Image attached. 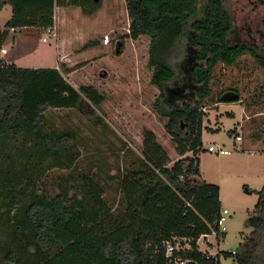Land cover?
<instances>
[{
    "label": "trees",
    "instance_id": "trees-1",
    "mask_svg": "<svg viewBox=\"0 0 264 264\" xmlns=\"http://www.w3.org/2000/svg\"><path fill=\"white\" fill-rule=\"evenodd\" d=\"M124 1L127 36L150 39V81L159 90L152 107L180 157L172 162L144 130L141 157L119 175L116 209L94 174L70 172L49 183L50 170L74 168L79 150L74 133L47 123L45 111L97 107L103 96L92 86L76 89L55 67H22L0 57V225L4 217L12 228L0 264H175L174 258L220 264L196 244L217 231L221 211L219 186L199 169L204 101L217 63L249 53L264 68V44L240 39L223 0ZM6 4L11 17L0 29V45L6 28H51L57 6H78L85 15L98 6L95 0H0V9ZM235 100L238 93L229 89L217 99ZM257 194L245 221L251 230L234 254L223 252L236 264H264V183ZM178 239L190 247L166 256L165 243Z\"/></svg>",
    "mask_w": 264,
    "mask_h": 264
},
{
    "label": "rangeland",
    "instance_id": "rangeland-1",
    "mask_svg": "<svg viewBox=\"0 0 264 264\" xmlns=\"http://www.w3.org/2000/svg\"><path fill=\"white\" fill-rule=\"evenodd\" d=\"M234 18L242 41L264 44V0H223ZM92 15L83 14L78 6L54 8L56 39L47 29L21 28L8 31L3 40L2 56L22 67H54L76 89L92 86L103 96L99 106L50 108L47 123L57 130H71L79 156L71 170L54 168L52 176L73 173L94 174L104 189V198L113 209L121 206L120 174L136 165L143 148V132L151 130L171 160L178 156L176 144L165 131V119L158 117L152 104L158 88L151 83L148 65L150 39L141 35L128 37L130 19L124 0H97ZM11 17V6L0 9V27ZM46 37L47 41L42 38ZM122 42L116 52V44ZM106 72L102 76V72ZM211 95L204 101L205 125L199 169L201 176L219 186L221 210L229 214L224 221L225 236L218 241L211 235L208 245L199 247L220 252L221 264H236L224 251L235 249L251 228L245 226L257 201V191L264 183V68L249 53L238 55L231 64L217 63L210 78ZM238 93L239 100L219 102L226 90ZM232 109L235 115H219L217 110ZM242 139L233 144L231 129L240 120ZM258 141V142H255ZM230 149L221 155L207 150L214 143ZM120 171V173H119ZM45 180V181H46ZM21 214L11 220L15 223ZM11 226L2 217L0 248L10 243ZM206 240V239H205ZM2 253V252H1Z\"/></svg>",
    "mask_w": 264,
    "mask_h": 264
},
{
    "label": "built area",
    "instance_id": "built-area-1",
    "mask_svg": "<svg viewBox=\"0 0 264 264\" xmlns=\"http://www.w3.org/2000/svg\"><path fill=\"white\" fill-rule=\"evenodd\" d=\"M10 29L14 30L15 28L11 27ZM47 30H48V32H51L50 28H48ZM51 34L56 39L55 31L54 32L52 31ZM42 40L43 41H47L46 37H43ZM5 52H6L5 47L0 46V57ZM241 127H242L241 125L234 123L233 128L230 130L231 134H232V139H233V144L234 145H238L240 143V141L242 140ZM207 150L211 151V152H215L217 154H221V155H228V154H230V151H231L230 149L225 148L224 145L218 144L216 142L214 144L209 145L207 147ZM227 214H229V211L226 208H223L220 211V215H219V218L217 220V226H218L217 231L213 230L210 234H202L196 241L197 249H199L200 251L206 253L207 256L211 255V256L219 257V259H218L219 261H220V252L221 251L217 250V252H214V253L211 252V251L208 252L206 249H203V248L199 247V244H200V242L204 243L205 245H208L207 242L211 243V241L209 240V237L211 235H213L216 238L217 241L220 238L225 236L224 221L226 219V215ZM180 241L181 240L178 239V240H175L174 242L167 241L165 243V246H166V253L165 254H166V256L170 257V256H172V254L174 252L184 251V250H186V249H188L190 247L187 240L182 239V241L185 242L184 244H181ZM228 252H230L231 254H234L235 253V249L228 250ZM174 262H175V264H183L184 263V261L181 260L180 258H174ZM220 264H221V262H220Z\"/></svg>",
    "mask_w": 264,
    "mask_h": 264
},
{
    "label": "crops",
    "instance_id": "crops-1",
    "mask_svg": "<svg viewBox=\"0 0 264 264\" xmlns=\"http://www.w3.org/2000/svg\"><path fill=\"white\" fill-rule=\"evenodd\" d=\"M0 29H1V27H0ZM3 42V41H2ZM3 43H1V45L0 46H3L2 45ZM1 58L4 60V61H6V62H8L2 55H1ZM9 63H11V62H9ZM15 64V63H14ZM52 67V66H51ZM53 67H54V65H53ZM218 112H216V113H214V115H215V119H216V122H221L220 121V119H219V115H222V114H227V115H231V116H234L235 115V111L234 110H232V109H225V110H223V111H220L219 109L217 110ZM207 119V120H206ZM208 119H210L209 117H205V119H204V122H203V127H204V129H209L210 131H216V130H218V129H220V125H217V127L214 129V128H212V127H208V126H206L205 125V120L206 121H208ZM243 120V113H242V116H241V118H240V120H238V121H236V122H234L235 124H239L240 123V121H242ZM239 125H241V124H239ZM242 126V125H241ZM204 129H203V131H202V137H203V134H204ZM243 140V139H242ZM202 142H203V138H202ZM255 142H258V141H255ZM189 154V153H188ZM180 156H177L176 157V159L177 158H179ZM175 159V160H176ZM174 160H172V162H173ZM200 174H201V172H200ZM202 177V176H201ZM203 178V177H202ZM204 179V178H203ZM205 180V179H204Z\"/></svg>",
    "mask_w": 264,
    "mask_h": 264
},
{
    "label": "flooded vegetation",
    "instance_id": "flooded-vegetation-1",
    "mask_svg": "<svg viewBox=\"0 0 264 264\" xmlns=\"http://www.w3.org/2000/svg\"><path fill=\"white\" fill-rule=\"evenodd\" d=\"M122 45V42H119L118 44H116V49L120 50V46Z\"/></svg>",
    "mask_w": 264,
    "mask_h": 264
},
{
    "label": "water",
    "instance_id": "water-1",
    "mask_svg": "<svg viewBox=\"0 0 264 264\" xmlns=\"http://www.w3.org/2000/svg\"><path fill=\"white\" fill-rule=\"evenodd\" d=\"M95 1H97V0H95ZM118 51H119V50L116 49V52H118ZM101 75H102V76H105V75H106V72H105V71L102 72Z\"/></svg>",
    "mask_w": 264,
    "mask_h": 264
}]
</instances>
